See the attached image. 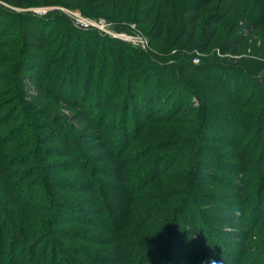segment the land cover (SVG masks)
<instances>
[{
	"label": "rangeland",
	"instance_id": "obj_1",
	"mask_svg": "<svg viewBox=\"0 0 264 264\" xmlns=\"http://www.w3.org/2000/svg\"><path fill=\"white\" fill-rule=\"evenodd\" d=\"M195 1L150 0L145 7L144 0H0L6 34L0 38V264H55L57 249L61 264H153L174 232L184 230L180 238L191 256L208 261L216 251L227 264H264V0H235L229 13L225 0H213L172 47L184 8ZM146 8L145 22L136 24ZM160 16L161 37L150 43ZM78 18L142 36L147 50L74 32ZM191 32L192 49L179 55ZM37 33L45 50L33 47ZM210 34L201 53L198 45ZM236 36L244 38L238 54L222 55L220 45ZM121 45L128 48L125 59L139 57L150 67L144 54L151 52L164 63L155 81L157 106L180 80L178 90L190 92L187 112L165 106L155 114H124L128 74L135 78L140 69L129 65L119 78ZM34 56L53 67L35 66ZM189 58L215 66L220 84L224 79L230 88L178 75L179 62ZM34 75L43 76L30 86ZM91 77L87 104L58 92L76 78L84 89ZM101 83L111 87L103 86L106 94ZM202 102L204 119L196 116ZM98 133L100 140L90 137ZM179 209L173 229L168 218ZM182 257L176 253L173 264Z\"/></svg>",
	"mask_w": 264,
	"mask_h": 264
},
{
	"label": "trees",
	"instance_id": "obj_2",
	"mask_svg": "<svg viewBox=\"0 0 264 264\" xmlns=\"http://www.w3.org/2000/svg\"><path fill=\"white\" fill-rule=\"evenodd\" d=\"M149 1L150 0H144V6L148 7L149 5ZM213 0H201L198 2H191L189 3L187 6H185L184 11H185V15L183 17V21L178 29V34H179V39L173 43H171L172 47H175L177 45L178 42H180L185 34H186V30L188 27H192L194 28L195 23L198 19V15L199 12L202 8L206 7L207 5H209ZM233 4H235V0H225V4H224V11L226 13H229L230 8L232 6H234ZM147 8L145 11H143V19L141 21L137 20L135 21L136 24L140 25L143 22H145L146 19V15H147ZM217 19H214V23H217L218 21ZM165 18L164 16H160L159 19L156 22V27L154 32H152L151 36H150V43H153V41H157L162 34V27L164 24ZM252 25H248L244 28L250 29ZM71 30H73L74 32H81L83 34H92L95 35L96 37L98 36V32L91 30L90 32H87L86 30H78V29H74L73 27H70ZM90 34V36L92 37V35ZM5 31H3L2 29H0V38L4 37ZM36 38V43L33 45L34 49L36 51L39 50H45L46 45L44 44V41L42 40L41 36L37 33L35 35ZM98 38V37H97ZM103 39H107V40H112V38L110 37H101ZM99 38V39H101ZM213 35L210 34L203 42H201L198 45V51H200L201 53H206L208 50V46L210 41L212 40ZM153 40V41H152ZM244 41L243 36H236V37H231L227 40H225L221 45H220V53L222 55L225 54H229L232 53L234 55L238 54V49L240 47V45L242 44V42ZM112 42V41H111ZM192 43H193V33L191 32L188 35V38L186 40V43L184 45V47L179 48L177 51H179V55H182L183 53H188V49H192ZM2 45V42L0 41V47ZM127 46L126 45H121L120 48H118V60H119V64H123L124 68H122L121 65H117L118 67H116V70L119 73V78L121 79L122 76L124 75V72L126 69H128V66L130 65L132 67L133 70H139L140 69V73H138V75H136V77L134 78L132 74H128V79H127V83L126 86L128 87V91H127V97H126V101L124 104V109L123 112L125 115L127 114H134V113H141V114H155L156 111L158 110H162V108H164L165 106H169V108L173 109V111L175 109H178L177 111L179 112H183L186 111L187 109L184 106V100L186 99V96L190 93L188 92V89H184V91L182 92L180 89V91L178 90V80L174 81L175 82V86L171 87L169 89L168 92V96L169 97L163 104H160L157 106V103L160 101V97H158V94H160L161 92V88L159 87L160 84L158 85L156 81L157 75H161L162 74V66H164V63L161 62L158 58L156 59V55L153 53H146L143 52L142 53L146 56L148 64H150L149 66H145V61L141 60L139 57H127L125 59L124 55L126 54L127 51ZM59 63H61L62 61H58ZM200 62V61H199ZM130 63V64H129ZM163 63V65H162ZM33 64H35V66H45L46 68H48L49 70L53 67L51 60L47 59V58H42V57H33ZM215 66L207 67L206 65H202L200 66V63L198 65L194 64L193 62V58H189V59H183V61L179 62V65L177 66V74L181 75V74H197L200 75L201 77H204L205 79H212L215 82V86H219L221 88H225L223 87L221 84H225L227 82V85L224 86H228V88H230L229 81H225L224 79L223 82L220 84V79L214 74V68ZM41 68V67H40ZM166 69V68H165ZM92 72H94L95 66H92ZM143 70V72H142ZM160 70V71H159ZM147 75H144V74ZM79 75V74H78ZM77 75V76H78ZM43 76V75H41ZM36 77L35 75L33 77H31L29 79V85L32 86V84H36L40 83V77ZM114 77V76H113ZM174 78V77H173ZM42 80H45L42 79ZM94 81V78H88L86 81V85L85 88L82 89L79 87V78H76L75 82H70L71 84H73V86H69L68 89L64 88V84L61 83L62 85L59 87V93L62 94L63 91L66 92L67 91V97L70 96L72 101H75V103H88V99L87 97L90 95V91H91V82ZM232 81V80H231ZM103 82V81H102ZM113 82V81H112ZM152 83H155V85H153ZM99 83H97L98 86ZM102 86H99L100 88V92H103L105 90V94L108 91L107 88L105 89L103 86L105 85L104 83H101ZM180 85V84H179ZM182 85V84H181ZM105 86H109V85H105ZM246 86V87H245ZM34 88V87H33ZM104 88V89H103ZM111 88V87H108ZM153 88V89H152ZM155 89V90H154ZM190 89V88H189ZM247 89V85H244V90ZM226 90V89H225ZM239 90V89H238ZM97 104L99 105L98 100L100 101L101 98H103L102 95H98L97 97ZM104 99V98H103ZM70 100V101H71ZM231 100V99H230ZM58 101H62L65 102L66 104L64 105L66 108H69L72 104L69 103V100L65 99V98H61L58 97ZM164 101V99H163ZM61 102V103H62ZM79 103V104H80ZM81 108V107H80ZM161 108V109H160ZM198 113L196 114L197 117H201V119H204V117L206 115H208V111H207V106L205 105L204 102H202L200 104V107L198 109ZM93 113H95L94 111H92L90 114L92 115ZM100 133H98L97 135H93L90 134L91 138H94L96 141L100 140L101 137L99 135ZM102 136V135H101ZM66 211V209H64ZM180 209L178 210L177 213H173V216H170V218H168V222L171 224V227L173 229L177 228V226L180 224V220L178 219L179 216V212ZM204 231V230H203ZM181 232L183 234V237L185 236V230L184 231H175L174 232V236L171 237L169 243H166V254H164V252L162 254H159L156 256L155 261L153 264H173L174 262L176 263L177 261H175L174 255L176 253H182V259H184V261H180L178 259V262H181V264H201L202 260L204 264H210V262L212 260L216 261V264H227L225 262H223L222 260H220L219 258L215 257L218 252L214 251L213 254H211V258L210 260H205L204 256L199 254L198 256H191L189 255L187 252H190L189 250H186V246L184 244V239L180 238L181 237ZM176 235V236H175ZM200 234H195V235H191L193 237H197ZM190 237V236H188ZM165 239H163L161 242H163ZM3 242L1 241L0 238V250L4 249L3 247ZM218 247V244L217 246ZM203 252L204 251H209V249H202ZM187 251V252H186ZM53 263L55 264H61L65 258H63L62 252H60V249L53 251ZM64 259V260H63ZM233 259H231L232 261ZM200 261V262H199ZM147 263H149V260L146 261Z\"/></svg>",
	"mask_w": 264,
	"mask_h": 264
},
{
	"label": "built area",
	"instance_id": "obj_3",
	"mask_svg": "<svg viewBox=\"0 0 264 264\" xmlns=\"http://www.w3.org/2000/svg\"><path fill=\"white\" fill-rule=\"evenodd\" d=\"M75 26L80 30H94L98 33L110 37V38H116L121 39L124 41H134L136 44H139L143 50H147V42L145 38L142 36H131L124 32H116L114 28L106 21L100 20V21H92L89 19H77V22H75ZM135 39V40H134ZM199 60L196 59L195 63H198Z\"/></svg>",
	"mask_w": 264,
	"mask_h": 264
},
{
	"label": "clouds",
	"instance_id": "obj_4",
	"mask_svg": "<svg viewBox=\"0 0 264 264\" xmlns=\"http://www.w3.org/2000/svg\"><path fill=\"white\" fill-rule=\"evenodd\" d=\"M210 264H216V261H215V260H212V261L210 262Z\"/></svg>",
	"mask_w": 264,
	"mask_h": 264
}]
</instances>
